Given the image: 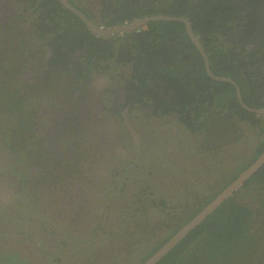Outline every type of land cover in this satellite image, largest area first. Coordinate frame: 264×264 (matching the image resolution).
Wrapping results in <instances>:
<instances>
[{"label":"flooded vegetation","instance_id":"obj_1","mask_svg":"<svg viewBox=\"0 0 264 264\" xmlns=\"http://www.w3.org/2000/svg\"><path fill=\"white\" fill-rule=\"evenodd\" d=\"M120 1L0 0V137L17 155L7 173L1 174L11 182L0 193V252L22 249L24 254L17 252L24 264H37L42 258L48 264H62L63 257L58 259L62 251L81 249L89 236L86 230L94 228L90 216L96 211L91 206L104 195L103 188L110 185L111 193L120 195L118 207L128 206L127 199L134 201L136 188L149 186L141 163L159 162L162 147L174 144L185 157L194 138L206 136L205 131L185 124L176 109L160 113L149 102L128 96L135 60L164 73L176 67L165 52L157 51L169 41L168 33L153 29L155 38L148 40L145 49L133 36L148 30L151 21L127 31L96 35L65 6V2L74 6L100 31L146 17L115 21L129 12L139 13V6L130 2V10L115 15L113 8ZM71 13L82 23L80 27ZM110 20L113 23L107 24ZM84 27L104 41L110 52L116 49L111 57L110 53L108 59L96 55L104 52L99 49L102 44L89 42L83 36ZM182 29L187 36L184 25ZM172 35L176 38L179 33ZM119 47H123L121 60L117 59ZM135 84L143 87L141 81ZM167 99L170 105L176 102L169 95ZM176 166H183L180 158ZM158 168L149 171L157 174ZM172 168L163 164L162 170L170 173ZM66 179L73 184L72 197L54 188ZM158 194L164 198L169 192ZM135 216L131 214L128 221H136ZM57 220L66 221L69 233L55 227ZM152 228H142L143 235L150 236ZM133 249H139L137 244ZM143 256L132 263H139Z\"/></svg>","mask_w":264,"mask_h":264},{"label":"trees","instance_id":"obj_2","mask_svg":"<svg viewBox=\"0 0 264 264\" xmlns=\"http://www.w3.org/2000/svg\"><path fill=\"white\" fill-rule=\"evenodd\" d=\"M208 1L121 0L113 10L116 15L130 10V2L134 7L139 6L137 15L129 12L126 17L123 14L115 18V21L157 14L190 19L193 21L197 39L207 54L212 72L232 78L237 83L246 105L264 108V0H213L208 11L200 14ZM71 15L78 21L76 15ZM78 22L80 27L82 23ZM112 23V20L107 22ZM147 25L148 30H142L133 37L144 47L149 39L155 38L153 29L168 33L169 41L157 51L165 52L174 60L176 67L172 72L164 73L155 71L156 67L150 70L135 60V74L129 83V98L136 102H149L151 105H148L160 113L176 109L181 120L192 130L206 132L203 142L204 146L210 149L232 141L231 133L234 131L237 132L235 139L240 141L249 127L257 129L258 141L251 156L230 166L226 176L221 175L213 181L212 178L208 179L209 184L212 182V187H207L203 192L198 191L194 199L188 202L187 209L174 214L176 220L172 221V217L170 222L161 221L163 226H168L167 235L147 249L145 256L135 264L143 263L264 150V115L243 109L236 98L233 85L206 76L201 56L183 31V24L180 21L159 20L151 21ZM83 31V36L91 39L89 42L102 44L99 49L104 52L96 54L101 59H108L113 55L116 49L110 52L104 41L92 36L85 27ZM173 32L179 35L175 38ZM122 50L123 47L118 48L119 60ZM107 53H110L109 56ZM90 56L92 57L88 53L87 57ZM84 57L85 54L82 59ZM135 80L141 81L143 87L135 84ZM160 88L164 90L163 93ZM169 91L171 94H168ZM167 95L176 100L173 105H170ZM253 184H260L264 188V164L155 264H264V229H247L248 210L237 201L243 194V188ZM147 187L152 188V185ZM262 197L264 198V195ZM146 202L164 210L174 209V206L166 205L169 200L165 197L152 195ZM142 210L146 212L149 209L143 207ZM146 227L151 226L147 224ZM157 227L153 226L149 237L156 235L157 230L154 229ZM134 233L137 232L134 230Z\"/></svg>","mask_w":264,"mask_h":264},{"label":"rangeland","instance_id":"obj_3","mask_svg":"<svg viewBox=\"0 0 264 264\" xmlns=\"http://www.w3.org/2000/svg\"><path fill=\"white\" fill-rule=\"evenodd\" d=\"M236 133V131L231 133L234 140L232 139L227 144L225 143L215 149L204 146L203 133L194 138L192 142L194 146L192 145V149L190 146L191 152L185 153V157L179 152L181 150L179 145L178 147L174 144L171 148L162 147L164 150V153L161 154L162 160L155 162V160L149 159L140 165L144 167L145 178H147L149 185H152V188H136L135 192L132 193L134 201L127 199L128 206L122 204L119 208L120 195L115 194V192L112 194L113 190H111L110 185L103 188L106 192L104 195H100L91 206L92 211H96L94 215L90 213V220L95 222L94 228L86 230L89 236L84 237L81 249L70 250L69 252L62 251L59 257V259L63 257V260L61 259L62 264H130L136 262L142 255L146 254L147 249L167 235L168 226H163L161 221L166 223L171 217L174 218L173 221L176 220L177 217H174V214L177 215L183 209H187L188 202L194 199L198 191L203 192L207 187H212V182L209 184L208 179L212 178L213 181V179H219L221 175L226 176L230 166L251 156L258 141L257 129L247 128L240 141L235 139ZM235 141L237 142L235 143ZM179 158L182 160L183 166L174 167ZM163 164L173 166L172 171L169 173L162 170ZM153 166H159L157 174L150 173L149 170ZM145 168L148 169V172ZM54 188L67 196L72 197L74 195L73 184H69L67 179L59 182ZM161 190L169 192V195L165 197L169 200L166 205L168 207L174 206V209L164 210L162 207L146 202V199L152 195L159 196L158 192ZM263 195L264 188L260 184H253L243 188V194L238 197V203L248 210L246 224L250 231L254 229L262 231L264 229ZM79 200L83 202V198ZM143 207H147L150 211L146 210L141 215ZM109 213L111 217H109ZM131 214H137L134 218L137 219L135 222H133L134 220L128 221ZM62 221L57 220L55 227L61 232L64 230L69 233V229L66 228V221ZM147 224L158 226L156 235L149 237L142 234V228H147L145 227ZM127 227L129 229H126ZM134 230L139 236L134 233ZM35 231L34 226L32 233L34 234ZM72 242L77 243L79 240L73 239ZM95 244L97 246H94ZM134 244H137L138 250L133 249ZM19 248L21 249V247ZM17 251L20 255L24 254L22 249L20 251L0 252V264H24ZM37 264H48V262L46 258H42ZM53 264L61 263L54 262Z\"/></svg>","mask_w":264,"mask_h":264},{"label":"water","instance_id":"obj_4","mask_svg":"<svg viewBox=\"0 0 264 264\" xmlns=\"http://www.w3.org/2000/svg\"><path fill=\"white\" fill-rule=\"evenodd\" d=\"M213 0H209L203 11L200 14H204L208 11ZM65 6L75 12L79 17L86 23V25L94 32L96 35H110L119 31H127L131 27H138L144 25L148 21H180L185 27L188 38L196 47L201 59L203 61L202 66L206 76L210 79L222 82H228L234 86L235 95L239 102V105L250 113H255L257 115H264V108H254L246 105L241 97L240 89L237 83L230 77L214 74L209 66L207 56L199 43L197 36L193 30V21L188 18L181 16H167V15H151L146 16L142 19H138L135 22L119 26L110 30L100 31L97 27L93 26L92 23L87 20V18L74 6L65 2ZM17 160V155L13 152L10 147L6 145L3 138L0 137V193L4 194L7 191V187H4L8 182H11L10 177H2V173H7L10 166ZM264 164V150L262 153L239 175L231 181L219 194H217L210 202H208L197 214H195L187 223H185L178 231H176L165 243H163L152 255H150L141 264H155L158 262L165 254H167L180 240H182L191 230H193L197 225H199L206 217H208L217 207L228 197H230L236 190H238L243 183L258 170ZM8 191H12L9 189Z\"/></svg>","mask_w":264,"mask_h":264},{"label":"built area","instance_id":"obj_5","mask_svg":"<svg viewBox=\"0 0 264 264\" xmlns=\"http://www.w3.org/2000/svg\"><path fill=\"white\" fill-rule=\"evenodd\" d=\"M139 31V30H138Z\"/></svg>","mask_w":264,"mask_h":264},{"label":"clouds","instance_id":"obj_6","mask_svg":"<svg viewBox=\"0 0 264 264\" xmlns=\"http://www.w3.org/2000/svg\"><path fill=\"white\" fill-rule=\"evenodd\" d=\"M140 30V29H139Z\"/></svg>","mask_w":264,"mask_h":264}]
</instances>
